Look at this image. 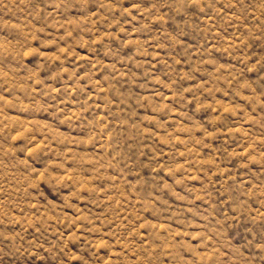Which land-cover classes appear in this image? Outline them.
Here are the masks:
<instances>
[{"label": "rangeland", "instance_id": "obj_1", "mask_svg": "<svg viewBox=\"0 0 264 264\" xmlns=\"http://www.w3.org/2000/svg\"><path fill=\"white\" fill-rule=\"evenodd\" d=\"M0 264H264V0H0Z\"/></svg>", "mask_w": 264, "mask_h": 264}]
</instances>
